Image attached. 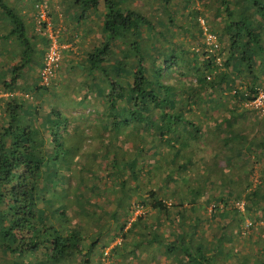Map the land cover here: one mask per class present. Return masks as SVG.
<instances>
[{"label": "trees", "instance_id": "trees-1", "mask_svg": "<svg viewBox=\"0 0 264 264\" xmlns=\"http://www.w3.org/2000/svg\"><path fill=\"white\" fill-rule=\"evenodd\" d=\"M99 1L73 0L65 5L64 14L75 13L71 33L97 10ZM127 1L101 0L97 41L76 53L60 48L54 76L44 85L32 35L44 40L42 56L48 43L44 24L35 29L17 9L20 0L15 5L0 0V53L10 50L11 55L0 68V93L9 94L0 121V264H89L97 246L101 254L116 238L119 244L112 246L110 256L128 245L142 248L146 240L164 252L178 251L187 264H222L219 259L232 264L231 253L221 254L219 244L199 239L197 227L204 219L192 215V230L184 221L190 220L188 210L202 214L212 202L211 212L219 216L218 203L223 201L215 197L222 190L210 184L223 183L222 175L239 174L229 169L237 159L240 165L264 159V139L251 142L237 132L236 124L248 109L252 112L239 110V105L252 102L264 88V0H218L223 31H207L214 35L216 49H206L202 30L195 35L190 26L184 30L195 41L202 40L205 49L198 53L170 42L165 29L156 30L151 17L125 7ZM163 3L166 7L168 0ZM35 4L40 3L32 4L37 14ZM192 15L196 19L197 12ZM62 51V57L71 58H62ZM33 65L38 69L37 83L27 80ZM58 69L75 76L77 72L81 99L67 95L62 99L56 93V105L43 102L41 94L55 96L54 89H63ZM19 90L41 99L33 104L12 96ZM199 107L208 121L195 115ZM220 142L227 154L214 149ZM234 145L238 153L232 150ZM211 148V159L204 163L198 155ZM245 148L248 159L241 157ZM197 165L204 176L193 184L192 169ZM180 185L186 187L183 192ZM217 191L221 193L216 196ZM133 200L162 218L149 225L143 223L145 215L131 221L137 202ZM167 223L166 231L156 230ZM139 225L146 229L143 238L151 240L132 242L135 238L128 236L142 235ZM166 232L176 239L164 243ZM247 261L243 258L239 264Z\"/></svg>", "mask_w": 264, "mask_h": 264}, {"label": "rangeland", "instance_id": "rangeland-1", "mask_svg": "<svg viewBox=\"0 0 264 264\" xmlns=\"http://www.w3.org/2000/svg\"><path fill=\"white\" fill-rule=\"evenodd\" d=\"M20 2L25 3V8L28 10L29 7L32 5L34 2L33 0H20ZM13 5H15V0H12ZM54 4L59 3L57 0H49V4ZM163 0H128L125 3V7L129 9H134L138 10L141 13H143L146 17H151V21L155 25V29L158 30L159 28H163L166 30V37L170 39V42L175 43L176 45H182L186 49L188 47L189 52H194L198 53L200 52L199 50L205 49L202 48V40L199 39L198 41H195V39H192L188 33L184 32L185 29H188L190 26V33L192 34H197L198 29L204 31H209L212 32L213 34L215 33H221L223 31L222 26H223V14L221 13V9L218 3V0H168V4L166 7L163 5ZM61 5V4H60ZM17 9L19 7V3H16ZM101 6V0L99 1L97 5V10L92 12L91 14L88 15V19H86L85 22H82L80 24L79 28L75 30L76 35L74 36V33H71L70 27H68V24L65 25L63 22L64 20L56 21L55 25L53 27L52 23L51 26L53 29H57L58 26L59 30L57 31L58 37L61 35L63 36V40L61 43L63 46L61 48H66L71 50V52L76 53V49H89L96 41H97V30L100 26V20H101V11L102 8ZM26 10V11H27ZM192 12H197L196 19H194ZM64 14V13H63ZM67 15V13L65 14ZM64 16V15H63ZM63 16H60L62 18ZM48 17V16H46ZM35 18L36 14H34V20L33 23L35 24ZM49 18V17H48ZM168 20H172L173 25H170ZM158 21L161 25H157L155 22ZM197 24V25H195ZM58 25V26H57ZM35 36L34 38V45H36L35 49V55L34 59L36 60L37 63L41 62V54L44 49V42L40 40V38H37L36 34H32ZM60 41V40H59ZM9 49V48H7ZM11 49V48H10ZM63 49V50H64ZM10 50H3L2 53H0V68L2 67V63H6V61L11 60V55L9 54ZM69 52V51H68ZM65 53L62 51L61 52V57ZM65 59L71 58L70 54L65 55V57H62ZM32 71V72H31ZM37 72L38 69L36 68L35 65L31 66V70L27 72V79L28 81L31 80L33 83H37ZM61 74L60 79H62V90H59L58 88L54 89L53 93L55 96H48L47 94H41L40 96H43V102H47L48 104L54 106L56 105L55 103L58 101L57 97L58 95L56 93H60L62 99H66V96H70V98H73V96L77 97L78 99L82 98L83 92L80 91V82L77 79L78 75L76 72V76L74 73L68 72V71H62L61 69H58V72ZM7 76V75H6ZM186 80V79H182ZM190 80V77L188 78ZM191 78V82H192ZM249 79L247 80V82ZM262 83H264V77L262 80ZM245 84V83H243ZM264 89V88H261ZM7 93H0V121H2V108L4 107V101L6 98H8ZM12 96H19L23 98L24 100L31 101V103H36L37 99L34 97V95L31 93V91H15ZM38 100V101H39ZM49 100V102H48ZM27 101V102H28ZM54 103H53V102ZM79 101V100H78ZM82 101V100H81ZM80 101V102H81ZM30 103V102H28ZM46 103V104H47ZM252 109V112L248 109ZM249 111L248 114H244V117L240 118L236 124L239 127L238 133H241L242 135L246 136V138L251 139V142H262L264 139V112H259L252 107H249L247 104H240L239 105V110L244 111L247 110ZM71 110L73 112H77L78 109L76 107H72ZM215 120H220L221 118L219 117L218 114L215 112L211 113ZM210 114V115H211ZM195 115L197 117L203 118L204 120L208 121V115L206 112L199 108L195 110ZM223 116L226 117L228 116V113H223ZM214 122L209 121L208 125L212 126ZM235 124V125H236ZM248 139L245 141V145L248 144ZM209 146H211L209 144ZM223 143H218L217 146L214 148L217 153L224 152L227 154L223 149H224ZM210 148V147H209ZM226 148V147H225ZM232 150H235L238 153V146L234 145L232 146ZM88 149L85 151L86 154H88ZM243 151V152H242ZM241 151V157L243 158L246 156L249 151L245 149H242ZM246 153V155H245ZM212 154V148L211 151H207V153H203L201 155H198L199 157H203L202 161L207 160L208 162V157L211 159L210 155ZM253 156L256 157L255 153L252 154ZM240 156V155H239ZM237 156L236 158H239ZM232 160L234 161V156L232 154ZM258 159V156H257ZM240 159H237V163L235 167H230L229 169L231 171L235 170L234 172H238L239 174H231L229 177L226 175H222L223 178L225 177V180H223V183L220 182H212L210 185L213 184V186H218L219 190H222V194L218 195L221 193V191H217L215 195L218 197L215 198H221V201H223V204L225 203L227 206L223 205L222 203H218L219 209H221L220 215H214L213 212H211V209L213 208V202L210 203L203 213H193L191 214V211L188 210L190 217V220L184 221L186 223L187 229L192 230L194 218L192 215L198 214V216L203 220L199 222V226L197 227L198 234L200 235L199 239H205L207 240L210 244H213V246L217 247L219 244V248L221 250V254L225 252H229L232 254L231 263L232 264H239V260L248 259L247 264H260L264 263V159L261 161H257L256 159L252 158L250 164L244 165V164H239L238 162ZM255 161V163H253ZM257 161V162H256ZM196 169H192V173L195 175V178L191 180V183L196 184L197 183V177L202 178L201 176H204L201 170V168L197 165L195 167ZM210 171H207L208 173L212 172V167L210 166ZM228 169V170H229ZM251 172L253 174H251ZM245 173H248V175H245ZM263 174V175H262ZM189 183V182H188ZM190 183V184H191ZM228 186L226 187V185ZM247 185L246 188H243L244 185ZM260 184V185H259ZM180 191L183 192L185 190L184 185H180ZM231 187V189H230ZM162 191L165 192V187L162 189ZM254 191H256V196H254ZM261 191V192H260ZM171 194L167 193L165 195V201L167 203L172 201V198L170 197ZM137 201V200H133ZM183 205L188 207L189 204L187 201L183 202ZM149 207V206H148ZM142 208L141 203H138V201L132 205V212H131V217L130 220L134 221L136 220V217L139 215H145L146 222L145 225H149V222L152 221L154 218L157 219V217L162 218V216H157L154 214V212H150V209ZM220 218V219H219ZM193 219V223H192ZM159 221L161 219H158ZM220 220V221H219ZM222 222V223H221ZM225 222V223H224ZM227 222V223H226ZM251 222V225L246 226L247 223ZM147 223V224H146ZM191 223V224H190ZM197 223V221H196ZM128 225V224H127ZM169 224H164L161 226H158L156 230L158 232H164L166 231V226ZM223 225L227 226L225 228L227 232H222L225 234L224 237L221 236V228H223ZM139 230L142 228L141 225L138 226ZM174 227V226H173ZM178 227V225H177ZM145 228L141 230L142 235H130L128 236L129 238H136L133 241L138 240L137 238H149V237H144L143 235L145 233ZM225 230V231H226ZM144 233V234H143ZM166 235V234H164ZM198 235V236H199ZM196 236V238H198ZM166 237V236H163ZM119 238H116V240ZM221 239V240H220ZM115 240V241H116ZM114 241V242H115ZM113 243V242H112ZM111 243V244H112ZM110 244V245H111ZM118 245V244H116ZM100 247L97 246L96 251H99L100 255ZM130 251L132 250L133 252H140L143 250V248L139 247H130ZM123 251L129 250V245L128 248L125 247V250L122 248ZM155 251H162L161 247L156 249ZM217 259H219V255L216 256ZM219 263L224 264L225 260H220ZM100 264V261L99 263Z\"/></svg>", "mask_w": 264, "mask_h": 264}, {"label": "crops", "instance_id": "crops-1", "mask_svg": "<svg viewBox=\"0 0 264 264\" xmlns=\"http://www.w3.org/2000/svg\"><path fill=\"white\" fill-rule=\"evenodd\" d=\"M33 1L39 2L42 5V7L44 8V10L47 13V16L51 19V23H52L53 27H54L56 21L61 22L62 20L65 21V22H63L65 25L68 24V27H71L72 24H75V21H74L75 13L74 12L71 14L67 13V15L63 14V11L65 12V5L67 4L69 7L70 6L69 4L73 0H57L59 3H56V5L51 4V3L49 4V0H33ZM53 1H56V0H53ZM19 7H20L19 8L20 12H22L24 14V17L26 18V20L29 21L31 25H33L34 24L33 23L34 14H35V10L33 9V6L31 5L29 7V9L27 10L25 8V3L20 2ZM69 10L71 12V9H69ZM60 16H63V17L60 18ZM71 17H72V19H70ZM85 21H86V19L83 20V22H85ZM59 27L60 26L57 27L58 30H59ZM75 35H76V33L74 32V36ZM37 38H41V37H37ZM59 39H60V41H62L63 36L61 35L59 37ZM40 40L44 42V40L42 38ZM44 45H45V43H44ZM61 45L63 46V44H61ZM164 234H166V235H164ZM163 236H166V237H163ZM163 236L161 239L164 243L169 241V240H175L176 239V236L170 237L169 235H167V232L163 233ZM145 239L151 240L150 237L145 238ZM133 240H132V242H133ZM159 241H161V240H159ZM145 242H146V240H145ZM145 242L141 244L143 250H141L140 252L130 251V247H132V246H129V250H126V251H123L122 248L120 249L119 252L117 250L114 251L112 253V255L110 256L111 264H187L183 260L181 254L178 251H173V252H168V253L164 252V251H155V248L156 249L160 248V247H157L156 243H154V242L145 243ZM99 258H100L99 251H96L92 255V258H91L92 260L89 264H98Z\"/></svg>", "mask_w": 264, "mask_h": 264}, {"label": "built area", "instance_id": "built-area-1", "mask_svg": "<svg viewBox=\"0 0 264 264\" xmlns=\"http://www.w3.org/2000/svg\"><path fill=\"white\" fill-rule=\"evenodd\" d=\"M37 7V14L35 18V29L39 30L41 24H44V35L47 38V46L44 54L41 58V67L38 72L39 80L42 84L47 85L53 78L56 67L60 59V48L62 47L58 42L57 29H53L51 26L50 18L46 17V11L41 4H35ZM203 43L207 50H213L217 48V42L214 35H211L206 30L202 31ZM218 61V60H217ZM253 109L264 112V89H259L254 97V100L247 104ZM251 225V222L246 226ZM114 244H119V239L113 242L111 245L104 247L100 254V264H111L109 251Z\"/></svg>", "mask_w": 264, "mask_h": 264}]
</instances>
